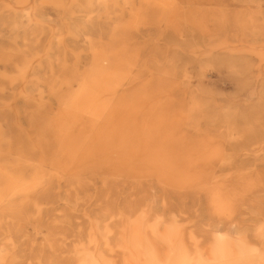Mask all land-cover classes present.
<instances>
[{
  "label": "rangeland",
  "instance_id": "1",
  "mask_svg": "<svg viewBox=\"0 0 264 264\" xmlns=\"http://www.w3.org/2000/svg\"><path fill=\"white\" fill-rule=\"evenodd\" d=\"M0 264H264V0H0Z\"/></svg>",
  "mask_w": 264,
  "mask_h": 264
}]
</instances>
